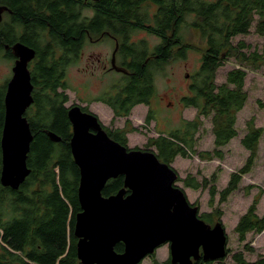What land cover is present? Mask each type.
<instances>
[{"label": "trees", "instance_id": "16d2710c", "mask_svg": "<svg viewBox=\"0 0 264 264\" xmlns=\"http://www.w3.org/2000/svg\"><path fill=\"white\" fill-rule=\"evenodd\" d=\"M36 1V9L31 8V0L10 1L14 19L25 16L27 10L28 19L37 22L34 31L39 32V41L25 43L36 49L39 62L32 70L34 115L27 119L34 134L28 157L31 174L18 191L1 185V137L7 82L0 85V264H81L73 233L75 217L81 211L78 199L80 172L70 149L72 125L64 107L68 97L59 88H66L64 79L67 68L81 44L78 39L82 26L79 15L83 9L71 0H54L53 6H50L51 0ZM3 3L4 0H0V4ZM152 4L157 6V13L151 20ZM87 6L94 13L87 22L90 34L97 36L110 31L123 37L122 54L126 53L130 36L138 30H146L161 38V44L154 50L159 58L146 66L142 65L146 56L142 57L140 50H136L135 63L130 67L134 74L125 88L127 97L119 100L120 106L111 104L117 115L122 113L125 116L139 104H150L156 94V72L173 59L187 58L191 46L187 45L181 29L188 17L193 18L190 25L200 35L205 47L200 69L194 74L190 85V93L182 101L185 108L196 109V117L191 121L184 120L179 129L151 138L149 146L155 147L158 158L170 166L177 157L188 158L192 153L203 161L223 160L225 155L222 148L239 136L238 114L249 100L245 90L248 68L253 71L264 68V54L255 52L247 55L243 53L246 44L240 41L234 45L233 40L238 36L250 35L253 27L255 34L264 36V0H103L99 6L95 3ZM151 22L153 26H144ZM47 25H50V35L44 31ZM5 41L0 39V51L5 45L13 44ZM131 46L138 48V45ZM233 58L240 67L230 70L226 82L218 86V70ZM257 105L264 110V99H259ZM204 119L211 120L215 148L213 151L198 152L195 149L196 135L203 127ZM151 120L152 113H149L147 124ZM107 131L112 139L126 146L128 139L124 131H110L109 128ZM48 132L58 135L61 142L51 141ZM263 136L264 128L257 127L255 118H251L241 139V145L249 156L243 167L231 174L228 185L222 191L217 190V174L212 175L211 180L204 178L202 182L191 175L184 179L179 176L177 182H183L185 187L195 191L201 188L209 190L211 207L217 194L220 195V203H225L239 189L243 177L254 170ZM123 187V177L111 180L103 195L117 194ZM252 188L247 187L248 192ZM262 195L260 189L247 212L239 219L235 230L240 241H245L248 234L264 232V215L260 217L257 213ZM215 211L220 220L222 212L218 209ZM200 217L206 223L215 225L211 214ZM115 250L122 253L124 245H117ZM230 253L227 249L226 259ZM226 259L220 262L201 259L193 264H226ZM153 260V264H173L171 257L162 263ZM232 263L264 264V255L255 261H247L243 253L238 252L232 255Z\"/></svg>", "mask_w": 264, "mask_h": 264}, {"label": "water", "instance_id": "95a60500", "mask_svg": "<svg viewBox=\"0 0 264 264\" xmlns=\"http://www.w3.org/2000/svg\"><path fill=\"white\" fill-rule=\"evenodd\" d=\"M3 10L0 7V23ZM13 51L18 59L4 99L1 185L18 191L31 174L28 157L34 134L25 114L34 103L29 64L36 52L23 44ZM68 117L70 149L80 172L81 211L73 233L81 264H141L164 245H169L173 264L226 259L228 234L223 223L211 225L200 217L199 208L177 187L179 174L172 166L152 151L113 140L96 115L78 106ZM48 137L61 141L52 132ZM119 177L124 178L123 189L104 196L107 184ZM119 244L124 245L122 253L115 250Z\"/></svg>", "mask_w": 264, "mask_h": 264}, {"label": "rangeland", "instance_id": "374dc122", "mask_svg": "<svg viewBox=\"0 0 264 264\" xmlns=\"http://www.w3.org/2000/svg\"><path fill=\"white\" fill-rule=\"evenodd\" d=\"M212 2L214 0H204ZM154 9V7H153ZM152 11L154 12V10ZM88 15L91 11L87 10ZM193 21L192 17L187 18V22L182 26V35L185 38L187 45L191 46L188 51L187 58L173 59L167 65H164L162 70L156 72V96L152 101V111L154 113L155 122L146 124L145 115L146 108L136 107L130 117L129 124L132 129H137L128 136V145L131 149H139L145 151H152L157 153L155 147L149 146V138L157 137L156 131L165 134L170 133L176 129L181 128L184 120H194L197 114L194 108H184L180 104L181 96L188 95V85L190 80L186 79V75L193 76L200 68V61L202 57V50L205 47L200 35L191 27ZM255 28L251 30L248 36H238L233 40L234 45L240 41L247 46L243 53L247 55L258 52L260 55L264 54V36H259L254 33ZM155 35L146 30H138L133 34V40L136 42L145 39L149 45L154 47L160 42ZM138 60V57L135 58ZM14 60L5 59L0 56V85H4L12 76V69ZM240 67V64L233 58L226 62L217 72L216 84L218 86L226 82L227 73ZM80 64L73 65L69 68V85L72 88L67 91V96L70 105L85 106L87 97L81 88L83 84V76L80 72ZM124 80L119 73H112L106 77L104 88L112 84L121 85ZM93 93H100L99 85L88 82ZM103 86L101 87L103 89ZM245 90L249 94V100L244 109L238 114L237 130L239 136L231 141V143L222 148L224 151V159H215L213 161H203L195 154H190L188 158L177 157L171 166L178 172L179 176L184 179L188 175L195 177L199 182L208 179L211 180L212 175L217 174V190L222 191L228 185L229 178L232 173L237 172L245 164L249 152L241 145V139L246 133V124L251 118H255L257 127L264 128V110L257 105L259 99H264V68L253 71L248 68V75L246 78ZM66 93V92H65ZM170 103L172 105H170ZM90 110L98 115L102 123L111 128L112 112L106 106L93 103L90 105ZM156 114V116H155ZM125 120V119H124ZM127 121V119H126ZM119 127H122V120H117ZM116 122V123H117ZM128 128V130H129ZM49 133V132H48ZM47 133V135H48ZM195 149L201 151H213L214 136L212 134V124L210 119H204V125L196 135ZM177 187L184 190L188 201L199 208V214H211L213 223H223L228 234V249L231 251L228 258L225 260L226 264L232 263V255L234 253H243L247 261H255L260 256L264 255V232L259 235L248 234L245 241H240L236 233V226L239 219L244 215L248 208L253 203L254 198L259 193L260 189L263 191L262 198L259 202L257 213L260 217L264 215V136L259 147V156L254 170L243 177L239 189L234 192L225 203H220V195L217 194L214 199V206L211 207V194L209 190L199 189L192 190L184 186L183 182H177ZM247 187H253L248 192ZM216 209L222 212L220 220L216 216ZM246 247L252 248L253 251H248ZM155 257H148L141 264H153V259L158 262H165L170 257L169 245H164L157 250ZM218 264V263H215Z\"/></svg>", "mask_w": 264, "mask_h": 264}, {"label": "flooded vegetation", "instance_id": "af4514ba", "mask_svg": "<svg viewBox=\"0 0 264 264\" xmlns=\"http://www.w3.org/2000/svg\"><path fill=\"white\" fill-rule=\"evenodd\" d=\"M10 1L11 0H4V3L0 4V7L4 9L3 10L4 12L2 15V21L0 23V39L4 41L7 39L6 41H11L13 42V44L5 45L2 51H0V56H2L5 59L14 60V64H15V61L18 59V57L15 55L13 51V47L15 45L23 44L35 50L36 57L29 64V70H30L32 85H33V96H34L35 85H34V81L32 77V70L34 66L39 62V57L37 55L36 49L33 46L26 44L25 41L33 42V43H36L39 41V35H38L39 32L36 29L34 31V25L37 24V22L34 19H28L27 10H26L25 16L14 19V12H13ZM71 2L74 3L76 6H80V8L83 9L82 13L80 12V15H79V24L82 26L80 27V31H79L80 36L78 39L81 40V44L78 46V50L75 53V55H73V62L67 68V72L65 74V79H64L66 88L64 89L59 88V91L66 92L65 93L66 96L68 95L67 91L70 92V90L72 89L69 85V75H68L69 68L73 65L80 64L81 66L80 72L82 73L83 82L85 83L82 85L81 88L83 89L88 100H86L87 103L85 106L70 105L69 100H68L67 102L64 103V107L67 109V114L69 113L71 108L78 106L82 109L83 112L92 113L98 117L97 114H95L94 112L90 110V105L93 103H96L99 105L106 106L108 109L111 110L112 123H115V124H113L111 128L106 127L102 123L101 119L98 117L103 128L106 130V132H108L107 128H109L110 131H116V130L124 131L128 139V136L130 135V133H133V131H135L132 128H129L130 125L128 122L131 123L130 117L132 116V112L134 111L136 107L146 108V115H145L146 118L144 120L145 122L147 120L149 113H152L151 122L155 120L154 113L152 111L153 110L152 101L155 98L156 94L153 97V99H151L150 104H139L135 106L134 108H132L128 116H125L122 113L117 115L116 111L112 108L111 104L113 103V104H117L118 106H120L119 100L127 97V95L125 94V88L127 87L128 79H130L132 75L134 74V72L130 71V67L135 63L134 55L136 53V50L137 49L140 50V54L142 55V57L146 56V58L142 60L143 61L142 65L146 66L148 63H150V61L152 60L155 61L159 58V54L157 53L155 54L154 50L161 44V38L154 36L158 38L160 42L156 44L154 47H152L151 45H149L148 41L145 39H141L142 41L139 40V42L134 41L133 35H131L127 42L128 45L126 47V53L122 54L121 50L123 47V41L125 40L123 37L114 35L110 31H105V32H102L100 35L93 36L90 34L87 28L88 19L92 18L94 15L91 8H90V11L92 14L88 15L86 13L87 10H89L87 5L89 3H95V5L99 6L103 2V0L99 2H94L92 0H71ZM36 3H37L36 0H31V8L35 7L36 9L37 7ZM53 5H54V0H51L50 6H53ZM24 8H28V6H24ZM152 9L154 10V12L152 11ZM156 13H157V6L152 4L150 7L151 20L153 19ZM29 23H31L32 25L28 26ZM153 25L154 23L151 22V23H145L144 26L150 27ZM112 26L116 27L117 25H112ZM44 31L50 35V25H47V29ZM74 39L77 40V38H74ZM131 45H138V48H134V46H131ZM147 59L149 60L148 62H146ZM115 67L122 68L123 71H117ZM112 73H119L122 80H124V83L121 85L112 84L111 86L104 88L103 84L105 85L106 77ZM12 76H13V73H12ZM185 77L187 80H190V83L187 88L188 89L187 94H189L190 85L193 81L194 75L191 76L190 74H187ZM11 78L7 80V84L5 83L6 90H7V85L9 81L11 80ZM90 81H92L93 83H97L99 85V89L101 91L100 93H93L91 91V87L88 85V82ZM155 84H156V75H155ZM102 86H103V89L101 88ZM184 97L185 96H181L180 98V104L182 105V107H184V103L182 101ZM170 105L172 104L170 103ZM34 110H35V107L33 103V105L27 110L25 117L28 119V117L33 116ZM119 119L122 120V124H123L122 127L118 126L119 122H117V120ZM68 120H69V117H68ZM151 122L149 124H151ZM156 133H157V137H159L160 134L163 132L156 131ZM157 137H151V138H157ZM151 138H149V140ZM128 140H127L126 146L130 148L128 145Z\"/></svg>", "mask_w": 264, "mask_h": 264}, {"label": "bare ground", "instance_id": "6f19581e", "mask_svg": "<svg viewBox=\"0 0 264 264\" xmlns=\"http://www.w3.org/2000/svg\"><path fill=\"white\" fill-rule=\"evenodd\" d=\"M61 139V138H60ZM62 140V139H61ZM61 142V141H60Z\"/></svg>", "mask_w": 264, "mask_h": 264}, {"label": "clouds", "instance_id": "9594fccd", "mask_svg": "<svg viewBox=\"0 0 264 264\" xmlns=\"http://www.w3.org/2000/svg\"><path fill=\"white\" fill-rule=\"evenodd\" d=\"M152 257V256H151ZM147 259V258H146Z\"/></svg>", "mask_w": 264, "mask_h": 264}]
</instances>
